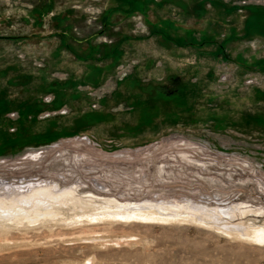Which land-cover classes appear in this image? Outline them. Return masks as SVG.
Returning <instances> with one entry per match:
<instances>
[{
	"label": "rangeland",
	"instance_id": "1",
	"mask_svg": "<svg viewBox=\"0 0 264 264\" xmlns=\"http://www.w3.org/2000/svg\"><path fill=\"white\" fill-rule=\"evenodd\" d=\"M128 1L144 8H126ZM252 8H264V0H0V264H264L263 241L216 227H264V63L233 61L264 58L263 30L251 21L245 27ZM168 14L177 26L171 36L193 31L224 42L223 59L184 49L144 76L182 82L215 72L188 124L158 134L122 124L74 134L61 117L68 108H23L49 102L43 66L62 31L99 44L148 35ZM129 57L137 63L133 51ZM116 78L95 93L110 92ZM52 114H61L64 131L49 124ZM90 195L126 205L189 204L213 217L90 221L71 203ZM232 206L249 212L219 214Z\"/></svg>",
	"mask_w": 264,
	"mask_h": 264
},
{
	"label": "crops",
	"instance_id": "2",
	"mask_svg": "<svg viewBox=\"0 0 264 264\" xmlns=\"http://www.w3.org/2000/svg\"><path fill=\"white\" fill-rule=\"evenodd\" d=\"M249 13L245 27L248 28L247 22L251 21L249 25L252 29L264 32V8H252ZM176 27L168 14L154 25L148 35L131 37L126 34L114 41L99 44L93 43L90 38L85 41L69 40L66 31H62L46 54L43 66L46 72L41 77L43 91L50 95L49 102L26 103L23 108L26 112H33L37 108L38 111L50 113L68 108V114L61 117L68 118L73 125L66 132L74 134L99 128L102 130L116 124H122L133 132L158 134L165 128L188 124L196 99L204 95L207 78L215 80V72L210 70L201 79L182 82H174L170 74L161 79H147L144 76L151 75V70L159 68L157 60L170 61L175 53H181L184 49H192L198 57L223 59L224 42L205 35L198 37L193 31L188 38L171 36L170 30ZM20 38L14 36V41ZM132 51L137 60L135 64L130 63ZM233 61L243 67L251 66L255 61L263 64L264 58L253 59L249 63L244 56L237 55ZM120 68L121 71L117 72ZM166 69L170 70V66ZM51 74H56L57 78L47 80L45 75ZM116 75L114 88L110 92L102 95L95 93L97 88ZM166 82L164 88L162 85ZM56 115L61 114L50 115L49 124L58 125L60 131H64Z\"/></svg>",
	"mask_w": 264,
	"mask_h": 264
},
{
	"label": "bare ground",
	"instance_id": "3",
	"mask_svg": "<svg viewBox=\"0 0 264 264\" xmlns=\"http://www.w3.org/2000/svg\"><path fill=\"white\" fill-rule=\"evenodd\" d=\"M42 190H38L42 192ZM43 193V192H42ZM63 198H67L66 195H69L68 192L66 194L62 193ZM39 201V200H38ZM40 202V201H39ZM73 207L79 208L82 211L81 215L85 216L86 219L90 221H100V220H118L121 222L132 219L133 221H144V222H169L173 220H183L187 221L188 219H192L198 222L201 219V223L207 222L205 219L209 218L210 215H199L201 213L200 209L193 208L189 204H160L156 207L151 204H119L113 202L112 200H103L100 202L96 200L92 195L86 201H82L77 199L76 201L71 202ZM113 205V207H112ZM181 208V211L179 210ZM183 208V210H182ZM78 210V211H79ZM199 212H197V211ZM216 212V210H215ZM219 214L232 215L231 217L239 215H245L249 210H241L238 206L228 207L225 210H219ZM203 213V212H202ZM208 213V212H206ZM217 213V212H216ZM46 215H51L47 213ZM211 216V215H210ZM213 217V216H211ZM27 220L31 221L28 217ZM205 220V221H203ZM219 226V227H218ZM216 225L218 230H221L223 233L229 236H237L243 239H248L256 242L263 241L264 242V227H250L246 222H237L231 223L229 221L225 222L223 225Z\"/></svg>",
	"mask_w": 264,
	"mask_h": 264
},
{
	"label": "flooded vegetation",
	"instance_id": "4",
	"mask_svg": "<svg viewBox=\"0 0 264 264\" xmlns=\"http://www.w3.org/2000/svg\"><path fill=\"white\" fill-rule=\"evenodd\" d=\"M129 2V1H128ZM129 6L126 8H144L143 6H140V3L135 4V2H129L128 4ZM170 8V7H168ZM137 11L139 12V10L137 9Z\"/></svg>",
	"mask_w": 264,
	"mask_h": 264
}]
</instances>
